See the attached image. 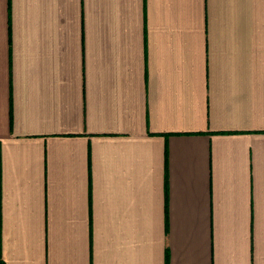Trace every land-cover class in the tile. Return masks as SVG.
Instances as JSON below:
<instances>
[{
    "label": "crops",
    "instance_id": "crops-1",
    "mask_svg": "<svg viewBox=\"0 0 264 264\" xmlns=\"http://www.w3.org/2000/svg\"><path fill=\"white\" fill-rule=\"evenodd\" d=\"M0 264H264V0H0Z\"/></svg>",
    "mask_w": 264,
    "mask_h": 264
}]
</instances>
